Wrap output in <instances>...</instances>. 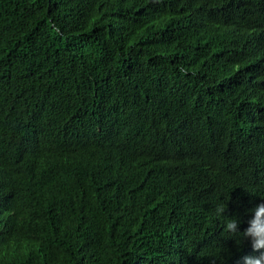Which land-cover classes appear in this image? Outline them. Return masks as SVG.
<instances>
[{
    "label": "trees",
    "instance_id": "1",
    "mask_svg": "<svg viewBox=\"0 0 264 264\" xmlns=\"http://www.w3.org/2000/svg\"><path fill=\"white\" fill-rule=\"evenodd\" d=\"M264 203V0H0V264H242Z\"/></svg>",
    "mask_w": 264,
    "mask_h": 264
},
{
    "label": "clouds",
    "instance_id": "2",
    "mask_svg": "<svg viewBox=\"0 0 264 264\" xmlns=\"http://www.w3.org/2000/svg\"><path fill=\"white\" fill-rule=\"evenodd\" d=\"M227 209L226 201L219 200L214 206V214L218 218H225L224 230L231 238L240 244L243 241L251 243V247L258 255H247L242 258V264H264V203L250 209L251 218L248 227L240 231V220L224 215Z\"/></svg>",
    "mask_w": 264,
    "mask_h": 264
}]
</instances>
